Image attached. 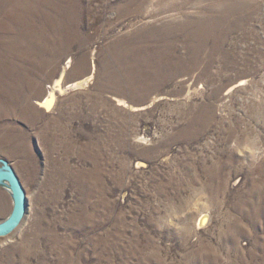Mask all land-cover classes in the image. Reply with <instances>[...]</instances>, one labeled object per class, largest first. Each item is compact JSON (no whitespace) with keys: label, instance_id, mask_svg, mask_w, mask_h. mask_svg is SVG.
<instances>
[{"label":"rangeland","instance_id":"1","mask_svg":"<svg viewBox=\"0 0 264 264\" xmlns=\"http://www.w3.org/2000/svg\"><path fill=\"white\" fill-rule=\"evenodd\" d=\"M5 1L0 264H264V0Z\"/></svg>","mask_w":264,"mask_h":264},{"label":"water","instance_id":"2","mask_svg":"<svg viewBox=\"0 0 264 264\" xmlns=\"http://www.w3.org/2000/svg\"><path fill=\"white\" fill-rule=\"evenodd\" d=\"M0 163L2 164L0 184L2 182L7 184L12 198V210L6 219L0 222V237H2L14 231L21 223L27 210V198L14 168L4 158H0Z\"/></svg>","mask_w":264,"mask_h":264},{"label":"bare ground","instance_id":"3","mask_svg":"<svg viewBox=\"0 0 264 264\" xmlns=\"http://www.w3.org/2000/svg\"><path fill=\"white\" fill-rule=\"evenodd\" d=\"M17 1V0H16ZM22 1V0H21ZM26 1V0H25ZM4 3V2H3ZM17 3V2H16ZM46 4V3H45ZM28 5V4H27ZM17 6V5H16ZM3 9H4V11L6 12V14L8 15V16H13L14 17V11L16 10H14V7H15V4H14V2L12 1V0H8V1H5V3L3 4ZM6 7H8L7 9H6ZM22 9V8H21ZM30 9V8H29ZM20 10V9H19ZM23 10V9H22ZM27 14V13H26ZM16 15V14H15ZM30 15V14H29ZM4 16V15H3ZM17 18V17H16ZM19 18V17H18ZM24 18V17H23ZM24 20V19H23ZM11 25V24H10ZM22 25V24H21ZM7 27H8V25H7ZM15 29V28H14ZM12 30H13V28H12ZM3 32V31H2ZM20 35V34H19ZM11 36V35H10ZM24 39V38H23ZM13 41V40H12ZM19 42H20V40H19ZM23 42V41H22ZM17 43V42H16ZM25 43V42H24ZM18 44V43H17ZM9 47V46H8ZM16 48V47H15ZM64 72H65V69H63L62 71H61V74H60V76H59V78L55 81V83H54V86H53V88H51L48 92H47V95L42 99V100H40V101H36L35 103H36V105H38V107H41V108H44L45 109V111H49L50 109H51V107L53 106L52 104H53V102H54V98H53V96H54V91L56 90V88L58 89V90H60L61 91V88H60V79H61V77L63 76V74H64ZM88 80V78H86V79H84V80H81V81H78V82H74V83H72V84H70L69 86H67V87H65V88H69V87H72V88H78L82 83H84V82H86ZM2 84V83H1ZM11 86V85H10ZM117 105L118 106H121V107H125V104L124 103H122V101H120V100H118V103H117ZM137 108H134V110H136ZM141 109V108H140ZM11 153V152H10ZM19 154V153H18ZM12 155V154H11ZM2 166V164L0 163V167ZM1 186H3V187H5L6 189H7V191L9 192V188H8V186H7V184L6 183H4V182H2L1 184H0ZM200 222V221H199ZM202 223V222H201ZM200 225V224H199ZM202 226V225H201Z\"/></svg>","mask_w":264,"mask_h":264}]
</instances>
